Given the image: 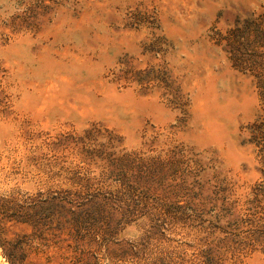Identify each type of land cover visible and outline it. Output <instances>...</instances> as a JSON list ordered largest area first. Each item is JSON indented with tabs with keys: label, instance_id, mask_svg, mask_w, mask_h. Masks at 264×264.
I'll list each match as a JSON object with an SVG mask.
<instances>
[{
	"label": "rangeland",
	"instance_id": "obj_1",
	"mask_svg": "<svg viewBox=\"0 0 264 264\" xmlns=\"http://www.w3.org/2000/svg\"><path fill=\"white\" fill-rule=\"evenodd\" d=\"M264 264V0H0V264Z\"/></svg>",
	"mask_w": 264,
	"mask_h": 264
},
{
	"label": "trees",
	"instance_id": "obj_2",
	"mask_svg": "<svg viewBox=\"0 0 264 264\" xmlns=\"http://www.w3.org/2000/svg\"><path fill=\"white\" fill-rule=\"evenodd\" d=\"M5 253L8 256V258H10V260L12 261V264H14V260H13V256H14V252L13 249L11 248V246L5 247Z\"/></svg>",
	"mask_w": 264,
	"mask_h": 264
}]
</instances>
